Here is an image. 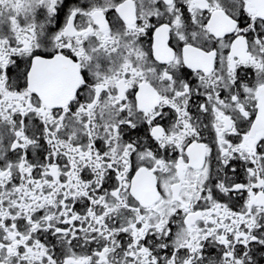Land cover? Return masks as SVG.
<instances>
[{"label":"snow or ice","instance_id":"obj_1","mask_svg":"<svg viewBox=\"0 0 264 264\" xmlns=\"http://www.w3.org/2000/svg\"><path fill=\"white\" fill-rule=\"evenodd\" d=\"M0 264H264V0H0Z\"/></svg>","mask_w":264,"mask_h":264}]
</instances>
